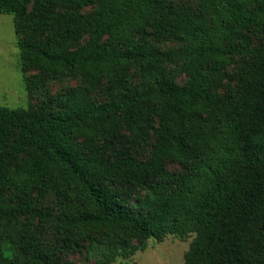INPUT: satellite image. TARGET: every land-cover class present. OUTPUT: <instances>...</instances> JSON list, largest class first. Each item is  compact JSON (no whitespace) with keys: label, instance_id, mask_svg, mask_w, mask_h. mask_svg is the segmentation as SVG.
I'll use <instances>...</instances> for the list:
<instances>
[{"label":"trees","instance_id":"obj_1","mask_svg":"<svg viewBox=\"0 0 264 264\" xmlns=\"http://www.w3.org/2000/svg\"><path fill=\"white\" fill-rule=\"evenodd\" d=\"M0 15L28 91L81 83L0 107V264H62L85 242L111 264L166 235H193L184 264H264V0H0Z\"/></svg>","mask_w":264,"mask_h":264},{"label":"rangeland","instance_id":"obj_2","mask_svg":"<svg viewBox=\"0 0 264 264\" xmlns=\"http://www.w3.org/2000/svg\"><path fill=\"white\" fill-rule=\"evenodd\" d=\"M176 5H187L192 9H196L199 0H173ZM88 11V10H85ZM19 36L15 35L13 29V17L11 15H0V107L10 109L37 107L41 103L47 102L49 99H59L70 89L81 85L78 79L49 78L44 86L34 91H28L25 85V74L21 71V53L17 46ZM262 39V35L252 33L253 43ZM87 37H83L79 42L80 45L85 43ZM160 49H174L180 44L175 42H164L156 44ZM237 64L228 68L229 73H234ZM35 72L30 71L26 74L32 77ZM131 74L136 78V71L132 70ZM185 77L179 76L178 82L184 84ZM233 83L225 81V85L221 88V92H225L228 87H232ZM97 98H102L100 90L94 94ZM166 168L170 171H179L180 168L175 163H168ZM48 196L44 201L45 206H49L56 215L57 207L52 199ZM48 230L43 236V243L55 244L59 246L58 240L60 235L56 233L52 226L47 227ZM193 235L184 239L175 235H166L162 242H158L151 238L146 241H133L136 246L135 251L128 257L118 256L111 264H184V254L189 248V244ZM97 255L89 253L87 242L83 243V247L61 254L62 264H94Z\"/></svg>","mask_w":264,"mask_h":264}]
</instances>
